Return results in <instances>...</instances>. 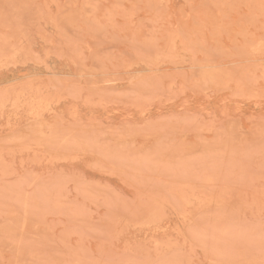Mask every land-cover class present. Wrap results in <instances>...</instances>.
Here are the masks:
<instances>
[{"label":"rangeland","instance_id":"1","mask_svg":"<svg viewBox=\"0 0 264 264\" xmlns=\"http://www.w3.org/2000/svg\"><path fill=\"white\" fill-rule=\"evenodd\" d=\"M0 264H264V0H0Z\"/></svg>","mask_w":264,"mask_h":264}]
</instances>
